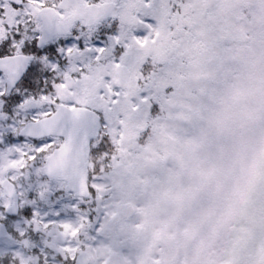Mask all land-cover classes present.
<instances>
[{
	"label": "rangeland",
	"instance_id": "obj_1",
	"mask_svg": "<svg viewBox=\"0 0 264 264\" xmlns=\"http://www.w3.org/2000/svg\"><path fill=\"white\" fill-rule=\"evenodd\" d=\"M127 3L112 23L113 31L119 23L122 34L143 36L141 22L152 24L147 46L131 48L120 62L132 72L133 89L117 88L110 53L98 63L92 59L95 53L62 61L65 71L59 73L75 75L76 65L87 66L79 83L68 81L75 97L66 99L87 101L79 107L108 110L106 131L115 149L107 160L102 155L110 170L101 172L99 195L89 206L98 210L92 216L101 218L107 206L108 216L99 225V236L90 225L81 230L83 253L91 264H261L264 0ZM109 23L87 28L85 37L95 43L96 29L106 30ZM145 60L146 75L155 66L149 78L160 105L155 114L141 103L145 86L140 61ZM108 87L120 92L115 105L109 104ZM44 110L46 106L32 107L20 117L9 114L7 120L0 115V132L13 119L30 120ZM4 148L0 145V183L9 179L16 184L19 195L24 193L21 206L43 191L33 205L36 219L78 226L80 214L71 206L80 198L65 192L66 183L38 176L39 162L7 168L18 157ZM127 203L136 210L129 222L120 213ZM3 204H10L6 197L0 199ZM1 221L0 264H45V258L47 264H69L62 250L77 240L58 225L44 229L20 216Z\"/></svg>",
	"mask_w": 264,
	"mask_h": 264
},
{
	"label": "snow or ice",
	"instance_id": "obj_2",
	"mask_svg": "<svg viewBox=\"0 0 264 264\" xmlns=\"http://www.w3.org/2000/svg\"><path fill=\"white\" fill-rule=\"evenodd\" d=\"M145 3L147 6L149 0H145ZM109 7L115 9L123 7V4L109 5L107 0L103 2L98 0L93 4L84 0L85 9H96L89 19L99 18ZM111 14L113 21H116L119 13L112 11ZM38 15L43 17V23H38L35 19ZM78 15L83 13L78 8L70 7L67 0H0V115L7 120L9 114L12 117H20L21 112H27L29 108L47 107V110L35 113L30 120L22 117L13 119V122L6 126L5 131L0 132V145L5 146L4 151L9 156L18 157L9 160L7 168H25L28 167V161L39 162L43 165L36 169V174L39 176L45 172L52 175L55 171H64L67 167L66 157L78 115L88 110L79 107L87 101L74 98L69 102L66 99V97H75V92L70 90L68 81L79 83L86 76L87 66L76 65L75 75L60 76L59 73L65 71L62 61L67 60L71 63L73 57L95 53L92 59L98 63L110 53L114 66L119 68L120 62L130 55L131 48H143L148 44L152 24L147 21L141 22L145 29L143 36L122 34L119 23H116L115 31L112 30V23L106 26V30L97 28L95 43H91L85 37L86 25L78 27L76 31H70L66 26L56 22L71 21ZM146 62V60L140 61V79L145 86L141 103L147 106L149 114H155L159 112L160 105L149 86V78L154 73L155 66L153 72L146 75L143 71V63ZM41 84L43 86L39 92L30 90ZM49 87L51 91L47 90ZM107 92L110 97L109 104H117L120 92L112 87H108ZM100 99H104V93H100ZM5 107L8 109L7 112L4 111ZM107 111V109L95 108L92 112L93 119L84 126L90 152L104 155L105 160L110 156L105 146L113 143L106 131L109 127ZM61 112L68 114L63 123L60 120ZM100 179L101 168L94 161L92 171L82 181L78 203L71 206L73 211L80 214L81 223L78 226L37 220L39 213L33 205L37 198L44 196L43 191L35 193L26 206L10 209L7 204L0 205V219L14 221L17 216L31 217L33 224H42L44 229L50 225H58L66 234L77 240L74 247L69 242V245L63 248L64 260L69 264H80L79 255L83 253V249L78 238L81 230L90 225L95 228L96 235L99 236L101 234L99 225H102L104 218L108 216L107 206L103 218L98 215L92 216V212L98 210L89 207L99 195ZM20 195L24 196V193ZM80 205L85 207L82 208ZM55 215L59 216L60 213L56 212ZM18 235L24 238L26 234L20 231ZM16 264L20 262L16 261ZM45 264H47L46 258ZM261 264H264V257L261 258Z\"/></svg>",
	"mask_w": 264,
	"mask_h": 264
},
{
	"label": "water",
	"instance_id": "obj_3",
	"mask_svg": "<svg viewBox=\"0 0 264 264\" xmlns=\"http://www.w3.org/2000/svg\"><path fill=\"white\" fill-rule=\"evenodd\" d=\"M77 8L83 13V15H78L71 21H67L68 30H70L76 22L82 20H86L88 26L92 27L99 21L113 19V16L111 14L112 11H117L118 13L120 12L119 7L115 9L109 7L99 18L89 19V17L96 12V9H85L84 6H79ZM116 72L119 77L117 86L120 88L132 89V78L129 69L121 66L117 69ZM67 115L68 114L61 112V123H63V121L67 119ZM92 119V111L90 110L82 111L79 113L76 122V128L73 132L69 151L66 157L67 167L64 169V171H55L52 175H48L46 172L44 173V175L48 176L52 180L66 181V192H74L77 197H80L82 181L88 176L90 150L89 142L84 131V126L87 125V123L90 122ZM4 187L8 191V196L16 200L15 204L10 209L18 208V197L16 195L14 187L9 182H6L4 184ZM121 214L126 220H130L132 217H134L135 210L132 204L124 205L121 209ZM79 260L80 264H90L85 254L79 256Z\"/></svg>",
	"mask_w": 264,
	"mask_h": 264
},
{
	"label": "flooded vegetation",
	"instance_id": "obj_4",
	"mask_svg": "<svg viewBox=\"0 0 264 264\" xmlns=\"http://www.w3.org/2000/svg\"><path fill=\"white\" fill-rule=\"evenodd\" d=\"M89 3H97L98 0H88ZM99 2H103V0H99ZM128 0H107V3H116L118 5L123 4V7H127L129 6V4L127 3ZM67 3L69 4L70 7L75 8L78 5H84V0H67ZM122 8V7H121ZM37 22L38 23H43V20L41 19V17L38 15L37 16ZM58 22V21H57ZM63 21H59V23L61 24ZM102 24V23H101ZM82 25H85V22H81L78 23L75 27V29H73L72 31H76V29ZM63 42V41H62ZM42 79V77H41Z\"/></svg>",
	"mask_w": 264,
	"mask_h": 264
},
{
	"label": "trees",
	"instance_id": "obj_5",
	"mask_svg": "<svg viewBox=\"0 0 264 264\" xmlns=\"http://www.w3.org/2000/svg\"><path fill=\"white\" fill-rule=\"evenodd\" d=\"M105 147L107 148V150H108L109 152H112V151H113V145H112V143L107 144ZM94 161H95L96 164L100 165V168H101V169H102V167H104L103 162H98L97 158H94ZM97 162H98V163H97Z\"/></svg>",
	"mask_w": 264,
	"mask_h": 264
}]
</instances>
